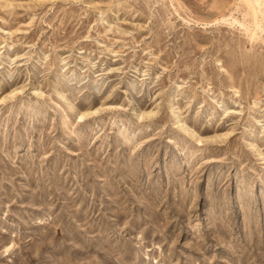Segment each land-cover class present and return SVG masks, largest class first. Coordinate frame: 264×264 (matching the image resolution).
Wrapping results in <instances>:
<instances>
[{
    "label": "rangeland",
    "instance_id": "374dc122",
    "mask_svg": "<svg viewBox=\"0 0 264 264\" xmlns=\"http://www.w3.org/2000/svg\"><path fill=\"white\" fill-rule=\"evenodd\" d=\"M1 97L0 264H264V0H0Z\"/></svg>",
    "mask_w": 264,
    "mask_h": 264
},
{
    "label": "bare ground",
    "instance_id": "6f19581e",
    "mask_svg": "<svg viewBox=\"0 0 264 264\" xmlns=\"http://www.w3.org/2000/svg\"><path fill=\"white\" fill-rule=\"evenodd\" d=\"M2 100H3V98L1 97V98H0V101H2ZM175 107H177L176 104H173V105L171 106V111H170L171 113H174V111H175Z\"/></svg>",
    "mask_w": 264,
    "mask_h": 264
}]
</instances>
